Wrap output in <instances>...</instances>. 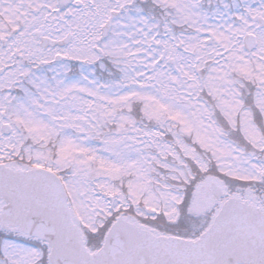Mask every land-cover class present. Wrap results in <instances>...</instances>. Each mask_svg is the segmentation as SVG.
<instances>
[{
	"label": "snow or ice",
	"instance_id": "snow-or-ice-1",
	"mask_svg": "<svg viewBox=\"0 0 264 264\" xmlns=\"http://www.w3.org/2000/svg\"><path fill=\"white\" fill-rule=\"evenodd\" d=\"M0 264H264V0H0Z\"/></svg>",
	"mask_w": 264,
	"mask_h": 264
}]
</instances>
